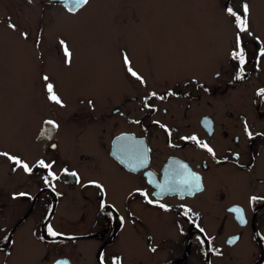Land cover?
Instances as JSON below:
<instances>
[{"label": "flooded vegetation", "instance_id": "flooded-vegetation-1", "mask_svg": "<svg viewBox=\"0 0 264 264\" xmlns=\"http://www.w3.org/2000/svg\"><path fill=\"white\" fill-rule=\"evenodd\" d=\"M251 44L240 42L243 64L236 44L207 73L176 79L117 54L100 105L89 94L71 105L53 87L55 103L40 73L37 115L26 104L0 120V264L27 243L53 250L45 264H74L65 250L85 241L94 264H264V46ZM215 99L224 114L201 109ZM216 201L226 204L213 230L203 203ZM131 241L129 255L114 247ZM225 250L236 263L218 260Z\"/></svg>", "mask_w": 264, "mask_h": 264}, {"label": "rangeland", "instance_id": "rangeland-1", "mask_svg": "<svg viewBox=\"0 0 264 264\" xmlns=\"http://www.w3.org/2000/svg\"><path fill=\"white\" fill-rule=\"evenodd\" d=\"M245 4L247 31L239 33L240 42L253 51L252 40L264 46V0H88L75 14L48 0H0V120L18 118L26 104L30 105L28 112L37 115L43 101L40 73L48 74L58 94L62 91L71 105L88 94L100 105L105 98L100 89L119 79L117 54H130L142 71L151 68L159 78L170 73L182 74L173 79L183 73L205 74L222 54H230L236 47V18L226 8L244 18ZM60 41L71 53L70 62ZM226 102L215 99L210 107L201 109L222 115L229 109ZM215 103H219L217 108ZM224 204L203 203L210 216L218 215L213 230L222 219ZM233 231L236 229L226 233ZM86 243L65 250L74 264H94L96 246L88 243L90 250L84 252ZM26 245L29 248V243ZM114 247L129 255L127 249H133V241L126 248L121 243ZM40 249L38 255L28 249L21 254L16 250L9 264H45L55 257L53 250L41 245ZM59 251L64 252L63 248ZM238 251L243 256L240 263H247L250 259L245 258L243 243ZM231 254L225 250L218 260L236 263L229 258ZM192 261L200 264L194 258Z\"/></svg>", "mask_w": 264, "mask_h": 264}, {"label": "snow or ice", "instance_id": "snow-or-ice-1", "mask_svg": "<svg viewBox=\"0 0 264 264\" xmlns=\"http://www.w3.org/2000/svg\"><path fill=\"white\" fill-rule=\"evenodd\" d=\"M88 3V0H74V4L77 5V6H82L84 4H87ZM74 9H70V11H72ZM226 11L236 17V20H237V28L239 30V32H243V31H247V20H246V17H247V13H248V6L247 4L244 5V18H241L240 16H238L230 7L229 8H226ZM9 27H12L13 29L15 28V25L13 24H9ZM239 32H238V35H237V41H236V44H237V51L233 53V58H238L240 60V63L243 64L244 63V59H243V56H244V53H243V50L242 48L240 47V36H239ZM25 36L27 34H24ZM61 45L64 47V55L66 57V60L67 62H70V59H71V53L69 52L68 50V47L64 44V41H60ZM262 55H264V52H262ZM124 62L125 64L128 63V58L125 57L124 58ZM133 76H136V73L133 72L132 73ZM44 80L47 81L48 80V77L45 76L44 77ZM46 89H47V92L50 94L49 95V99L54 101L55 103L57 104H60L61 101L59 99L58 96H56L53 92V85L52 84H47L46 85ZM51 123V122H49ZM193 140H195L196 138L195 137H192ZM202 147H206L207 148V145H202ZM208 151H212L211 148H208ZM4 155H7L6 153ZM9 159L13 160L14 163L20 165L21 162L15 158V157H9ZM39 165L40 166H45V167H50L48 165H45L44 164V161H39ZM22 167L24 168V170L27 172V171H31V168L27 165V164H22ZM21 195H24V194H21ZM253 199H256L255 197ZM241 220H243L242 216L240 217ZM49 232L51 235L55 236L57 235L55 232H53L51 230V228H49ZM58 264H60V262H58Z\"/></svg>", "mask_w": 264, "mask_h": 264}, {"label": "water", "instance_id": "water-1", "mask_svg": "<svg viewBox=\"0 0 264 264\" xmlns=\"http://www.w3.org/2000/svg\"><path fill=\"white\" fill-rule=\"evenodd\" d=\"M50 1H54V2L57 1V2H59L70 13L76 12L81 7V6L75 5L74 4V0H50ZM70 9H74V10L70 11ZM58 262H60V264H70L66 260H60V261L55 262L54 264H58Z\"/></svg>", "mask_w": 264, "mask_h": 264}, {"label": "bare ground", "instance_id": "bare-ground-1", "mask_svg": "<svg viewBox=\"0 0 264 264\" xmlns=\"http://www.w3.org/2000/svg\"><path fill=\"white\" fill-rule=\"evenodd\" d=\"M130 233H126L125 236H129ZM82 250L84 252H87L90 250V244H86V245H83L82 247ZM29 251L30 253H34V254H39L42 252V250L37 246V245H34V244H31V246L29 247Z\"/></svg>", "mask_w": 264, "mask_h": 264}]
</instances>
